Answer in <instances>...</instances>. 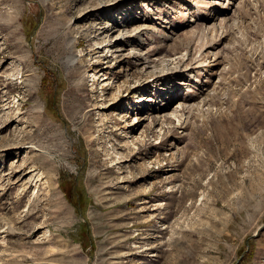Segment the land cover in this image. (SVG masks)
Wrapping results in <instances>:
<instances>
[{"label":"rangeland","instance_id":"1","mask_svg":"<svg viewBox=\"0 0 264 264\" xmlns=\"http://www.w3.org/2000/svg\"><path fill=\"white\" fill-rule=\"evenodd\" d=\"M0 264H264V0H0Z\"/></svg>","mask_w":264,"mask_h":264},{"label":"bare ground","instance_id":"2","mask_svg":"<svg viewBox=\"0 0 264 264\" xmlns=\"http://www.w3.org/2000/svg\"><path fill=\"white\" fill-rule=\"evenodd\" d=\"M15 18V17H13ZM122 36V35H121ZM68 64H74V62L72 60H69L68 61ZM193 67V66H192ZM124 118V117H123ZM126 118V117H125ZM154 121L157 122L158 121V118H154Z\"/></svg>","mask_w":264,"mask_h":264}]
</instances>
